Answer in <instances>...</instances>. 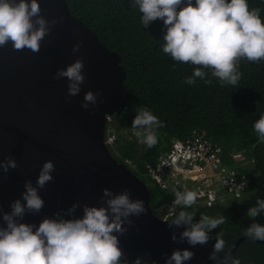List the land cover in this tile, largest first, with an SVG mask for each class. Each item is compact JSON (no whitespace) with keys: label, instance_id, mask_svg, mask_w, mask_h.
<instances>
[{"label":"clouds","instance_id":"clouds-1","mask_svg":"<svg viewBox=\"0 0 264 264\" xmlns=\"http://www.w3.org/2000/svg\"><path fill=\"white\" fill-rule=\"evenodd\" d=\"M128 2L140 13L143 28H148L153 21L163 22V43L160 49L166 56L173 62L201 66L194 67L191 76L184 79L187 85L196 84L197 78L206 84L216 78L221 86L235 87L241 79L239 58H245L249 62L264 60V22L261 19V9H250L248 0ZM57 22L50 21L41 14L38 0H0V47L11 42L14 50L29 49L38 52L41 42ZM80 48L81 42L78 41L72 47L73 54ZM121 65L124 66L123 61ZM83 69L84 62L80 58L65 68L57 69L54 79H66L69 97L81 92V85L85 81ZM205 69H210V72ZM99 95V92L87 91L81 107L86 110L90 105L95 107ZM114 116H107L104 143L112 157L147 185L151 196L150 207L154 214L167 222L169 227L179 228V234L173 232L171 236L173 242L187 243L190 247L198 245L201 256H208L213 264H240V260L233 255L244 241L251 239L260 244L264 242V224L255 222V218L264 215V199L257 198L255 206H250L247 211L243 206L240 207L252 194V178L249 173L253 171L257 156L259 157L255 148H234L227 151L207 130L195 128L186 139H174L167 150L161 151L157 162L148 165L147 172L140 177L136 174L138 164L130 159H123L117 151L118 141L136 142V148L142 154L158 143L157 129L164 126L163 121L148 107L139 106L135 109L131 122V127L137 130H120L115 125ZM253 129L259 135L258 142L264 141V113L254 122ZM130 132H137V136L125 140L124 134ZM111 137L114 140L110 143L108 141ZM192 142L198 143L197 150ZM177 145L181 148L180 156L179 152L174 155L178 173L164 179L161 173L155 171L163 161L169 160ZM188 145L195 149L190 157H187V153L184 154ZM16 168L17 163L13 158L0 161V171L4 174ZM171 170V167H167L166 173ZM181 170H187L189 177ZM54 171V163L51 160L45 161L39 170L35 186L30 180H26L20 198L10 205L11 211L0 215L3 221L0 225V264H127L122 258L133 254L140 256L131 260L130 264H156L146 252L122 257L119 236L124 235L132 225L130 217H139L146 211L144 201L132 199L127 189L114 194L104 188L100 198L101 205H84L82 215L76 214L80 205L73 203L66 212L61 210L52 217H44L38 224L23 222L26 214H37L44 207L39 190L53 180ZM150 184L157 186L168 196L159 204L156 202L155 209L152 207ZM233 205L241 208L243 219L253 221L245 229L244 235L235 241L233 248L239 239L246 238L233 255L227 254L233 249L230 248L221 256L225 240L224 233L220 230L215 235L211 252H206L204 245L212 238L210 233L226 219L225 216H208L210 210ZM196 214L200 215L198 221L194 219ZM193 256V251L177 248L171 255L165 254L163 264H193Z\"/></svg>","mask_w":264,"mask_h":264},{"label":"water","instance_id":"water-1","mask_svg":"<svg viewBox=\"0 0 264 264\" xmlns=\"http://www.w3.org/2000/svg\"><path fill=\"white\" fill-rule=\"evenodd\" d=\"M38 2L46 19L58 21L40 50H14L11 42L0 47V161L13 158L17 163L7 174L0 171V215L11 211L26 180L35 186L43 163L51 160L53 180L39 190L44 207L37 214H26L23 222L38 224L44 217L66 212L73 203L80 205L76 214L82 215L84 205H101L104 188L114 194L127 189L132 199L144 201L146 211L130 217L132 225L119 236L122 257L146 252L156 264H163L165 254L187 248L194 252L193 264H213L208 256H201L198 245L172 241L179 228L169 227L154 214L147 185L112 157L104 143L107 116L120 115L127 106L121 56L72 15L68 0ZM78 41L81 48L73 54ZM77 58L84 62L85 81L81 92L69 97L66 79L54 76ZM89 90L100 95L97 105L86 110L81 104ZM245 238L227 254L233 255Z\"/></svg>","mask_w":264,"mask_h":264},{"label":"trees","instance_id":"trees-1","mask_svg":"<svg viewBox=\"0 0 264 264\" xmlns=\"http://www.w3.org/2000/svg\"><path fill=\"white\" fill-rule=\"evenodd\" d=\"M68 3L72 15L93 30L110 50L117 52L126 67L124 97L128 106L121 115L114 116L116 127L137 130L131 127V122L139 106L148 107L163 121L164 126L157 129L158 143L142 154L136 142L118 141L117 151L123 159L138 164L137 175L143 177L148 165L156 163L161 151L167 150L174 139H186L195 128L205 129L227 151L255 148L259 157L249 173L252 194L240 207L247 211L255 206L257 198L264 199V141L258 142L259 135L253 129L254 122L264 113V60L249 62L239 58L241 79L235 87L221 86L216 78L207 84L197 78L196 84L187 85L184 79L191 76L194 67L201 66L173 62L161 51L162 21H153L148 28H143L140 13L128 0H68ZM248 3L250 9H261L264 22V0H248ZM205 71L210 72V69ZM149 186L155 209V203L159 204L168 196L157 186ZM208 216L226 218L219 228L212 230V238L204 245L205 251L210 253L216 233L222 230L225 249L221 256L233 248L253 222L242 218L243 211L237 205L214 208ZM199 218L198 214L194 217L196 221ZM255 222L264 224V215L255 218ZM137 256L140 254L122 260L130 264ZM233 256L240 264H264V242L246 240Z\"/></svg>","mask_w":264,"mask_h":264},{"label":"built area","instance_id":"built-area-1","mask_svg":"<svg viewBox=\"0 0 264 264\" xmlns=\"http://www.w3.org/2000/svg\"><path fill=\"white\" fill-rule=\"evenodd\" d=\"M114 137L109 138L108 142H113ZM192 144L194 145V148L197 150L198 147V143L197 142H192ZM192 148L190 145L187 146V152H185L184 154L187 153V157H190L192 153V151H194L195 149ZM179 152V156L181 153V148L180 146H176V151L173 152V154L171 156H169V160L167 161H163L160 166L158 167V169L155 171L157 173H161L164 176V179L169 178V177H174L177 175L178 171H177V163H176V158H175V154ZM167 167H171L172 170L169 173H166V168ZM181 172H183L185 174L186 177H189L188 171L187 170H181Z\"/></svg>","mask_w":264,"mask_h":264},{"label":"rangeland","instance_id":"rangeland-1","mask_svg":"<svg viewBox=\"0 0 264 264\" xmlns=\"http://www.w3.org/2000/svg\"><path fill=\"white\" fill-rule=\"evenodd\" d=\"M137 136V132H130L129 134H124V139H131ZM123 138H121L122 140Z\"/></svg>","mask_w":264,"mask_h":264}]
</instances>
